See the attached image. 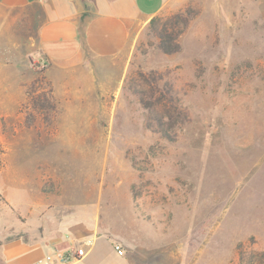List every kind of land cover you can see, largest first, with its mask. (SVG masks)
<instances>
[{"label":"rangeland","instance_id":"374dc122","mask_svg":"<svg viewBox=\"0 0 264 264\" xmlns=\"http://www.w3.org/2000/svg\"><path fill=\"white\" fill-rule=\"evenodd\" d=\"M43 22L0 6V170L102 189L134 264H264V0H171L115 64H49ZM154 79L187 115L173 141L147 129Z\"/></svg>","mask_w":264,"mask_h":264},{"label":"crops","instance_id":"0c3cea01","mask_svg":"<svg viewBox=\"0 0 264 264\" xmlns=\"http://www.w3.org/2000/svg\"><path fill=\"white\" fill-rule=\"evenodd\" d=\"M170 2L0 0V6H38L44 17L39 50L49 64L60 66L122 61L134 24L157 16ZM27 165L25 157L13 153L0 170V264H62L49 263L46 257L75 247L84 248L86 257L64 264H134L133 246L110 223L102 189L46 188L35 183ZM129 209L132 214L131 204ZM120 222L125 226V217ZM116 245L124 255L117 253Z\"/></svg>","mask_w":264,"mask_h":264},{"label":"trees","instance_id":"16d2710c","mask_svg":"<svg viewBox=\"0 0 264 264\" xmlns=\"http://www.w3.org/2000/svg\"><path fill=\"white\" fill-rule=\"evenodd\" d=\"M159 37L164 40L167 38V33L161 34ZM163 49L167 53H172L168 45L167 48L165 46ZM142 77L144 76L142 75ZM146 82L150 87L151 99L150 101L146 100L143 96L139 98V102L145 110L149 111L147 129L151 130L155 122L161 126V130L157 132L161 133L166 140L173 141L175 138L171 136L170 131L174 130L179 123H184L187 120L181 101L173 94L172 88H168L167 85L160 86L157 79L152 80L151 83ZM144 91L143 89L141 90L142 94ZM135 93L139 94L137 91Z\"/></svg>","mask_w":264,"mask_h":264},{"label":"built area","instance_id":"2783aa9c","mask_svg":"<svg viewBox=\"0 0 264 264\" xmlns=\"http://www.w3.org/2000/svg\"><path fill=\"white\" fill-rule=\"evenodd\" d=\"M115 250L119 255H124L125 251L120 245L115 246ZM87 253L84 248L82 247H75L73 249L67 251H57L53 254H49L46 257V261L49 263H70L73 261H78L86 257Z\"/></svg>","mask_w":264,"mask_h":264}]
</instances>
